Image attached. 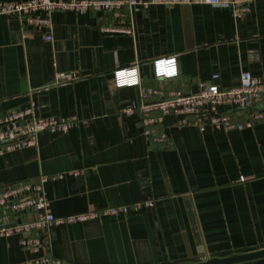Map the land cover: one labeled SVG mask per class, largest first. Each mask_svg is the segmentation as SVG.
<instances>
[{
    "label": "crops",
    "instance_id": "1",
    "mask_svg": "<svg viewBox=\"0 0 264 264\" xmlns=\"http://www.w3.org/2000/svg\"><path fill=\"white\" fill-rule=\"evenodd\" d=\"M49 20L47 42L46 30L0 16V113L33 102L37 116H75L76 123L1 155L0 190L62 173L42 184L54 217L151 206L51 225L48 249L0 237V264H31L46 254L62 264H187L263 250L264 121L225 133L166 115L167 142L158 148L145 142L135 116L121 115L137 89H116L112 71L136 65L141 87L182 94L212 74L220 86L238 85L243 71L264 78V0L242 18L206 4L124 7L128 34L100 31L109 20L95 11H54ZM170 56L176 76L155 79L151 61ZM68 72L78 78L52 84Z\"/></svg>",
    "mask_w": 264,
    "mask_h": 264
},
{
    "label": "built area",
    "instance_id": "2",
    "mask_svg": "<svg viewBox=\"0 0 264 264\" xmlns=\"http://www.w3.org/2000/svg\"><path fill=\"white\" fill-rule=\"evenodd\" d=\"M258 0H23L0 1V16L16 15L21 27L32 30H46L42 36L50 42L49 16L54 11L83 13L95 11L108 16L109 23L100 28L106 33H130L122 23L124 7L147 10L151 5L170 7L174 5L206 4L224 8L235 18H242L250 11V6ZM40 13L43 16H40ZM155 79H171L176 76L175 57L170 56L151 61ZM78 78L75 72L57 73L52 84L70 83ZM217 74L199 81L193 93H167L161 89L140 86L136 65L112 71V81L116 89L136 88L137 100L132 106L120 111L126 117L135 116L142 128V136L150 145L164 147L167 135L162 126L166 115L179 116V124L204 127L229 132L253 129L264 121V78H258L247 71L240 73L236 86H220L215 83ZM261 107L260 110L258 108ZM201 116L203 121L196 119ZM76 123L75 116L40 117L33 102L21 109H11L0 113V156L14 150L34 147L36 136L42 132L63 133ZM80 171H72V174ZM62 173L43 175L37 180L19 182L0 190V237L19 235V244L27 250L48 249L45 230L51 225H71L95 219L98 215L117 214L131 208L150 207L151 202L135 203L131 206L110 208L102 212H86L62 217H54L48 211V201L42 184L57 180ZM10 225V226H8ZM31 264H62L49 254Z\"/></svg>",
    "mask_w": 264,
    "mask_h": 264
},
{
    "label": "water",
    "instance_id": "3",
    "mask_svg": "<svg viewBox=\"0 0 264 264\" xmlns=\"http://www.w3.org/2000/svg\"><path fill=\"white\" fill-rule=\"evenodd\" d=\"M260 109L261 107L258 108V110ZM260 259H264V249L260 251L242 254V255H234V256L220 258V259L211 258L205 261H201L197 263H187V264H240V263L251 262V261H256Z\"/></svg>",
    "mask_w": 264,
    "mask_h": 264
}]
</instances>
